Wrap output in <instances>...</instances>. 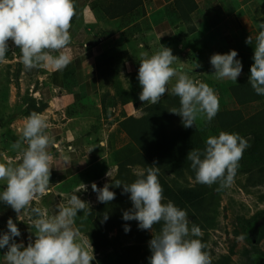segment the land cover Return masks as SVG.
<instances>
[{
  "label": "clouds",
  "instance_id": "1",
  "mask_svg": "<svg viewBox=\"0 0 264 264\" xmlns=\"http://www.w3.org/2000/svg\"><path fill=\"white\" fill-rule=\"evenodd\" d=\"M75 15L76 0H0V63L6 62L11 40L20 50L19 59L25 71L65 69L70 63L65 53L72 42L69 30ZM258 28L249 83L257 95L264 96V22ZM245 42L252 44V38L249 36ZM237 57L236 50L213 54L210 57L212 75L217 80L236 82L243 68ZM184 65L170 47L161 44L160 50L151 56L142 53L137 77L142 88L139 100L158 104L175 78L171 91L179 97L180 107L169 112L180 116L185 128H191L198 119L206 122L214 119L219 112V96L207 83L186 72ZM48 128L43 113L31 112L24 119L22 135L11 145L12 150L20 151L17 156L20 162L13 163L11 159L0 162V180L6 181V188L0 191V201L13 209L18 220L26 210L30 211L35 228L34 241L29 238L25 247L23 242H16L21 232L9 218L8 231L0 234V249L7 248L3 259L6 264H91L95 260L94 249L75 224L78 212L90 214L88 202L74 193L67 204H58L51 215L39 207H31L34 200L50 192L52 187L53 156L48 148L55 138L46 131ZM247 147L248 141L238 133L221 131L218 136H209L203 150L192 149L187 155L196 182L209 187L218 183L217 191L230 187ZM145 173L131 184L115 180L114 185L106 183L103 188H97L93 183L92 190L97 193L98 202L109 203L115 199L110 187L123 186L122 194H130L132 208L123 212L122 219L137 221L140 230L152 232L154 225H162L149 241V264H212L207 245L199 238L203 235L202 229L189 219L186 210L171 200L165 202L158 179L160 168L154 163ZM107 219L105 215L104 221ZM130 230V226H124L125 233ZM252 259L257 260L255 254Z\"/></svg>",
  "mask_w": 264,
  "mask_h": 264
},
{
  "label": "crops",
  "instance_id": "2",
  "mask_svg": "<svg viewBox=\"0 0 264 264\" xmlns=\"http://www.w3.org/2000/svg\"><path fill=\"white\" fill-rule=\"evenodd\" d=\"M177 1L179 0H143L142 5L136 10L133 11L134 8H130L128 13L111 21L99 16L93 10V4L98 0H76V15L71 21L69 30L72 42L65 53L69 56L70 63L65 69L55 70L49 67L25 71L19 59L20 53L14 55L15 58L12 61L20 65L22 71L19 81H26L27 88L29 87L28 96L47 105L46 110L42 112L49 124L46 131L55 138L54 144L48 148L53 156L51 191L34 200L31 207H39L51 215L55 213L58 204H67L70 195L74 194L69 189L76 185L75 180L87 173L90 168L109 159L113 145H117L120 138L123 141L128 138L126 134L119 131V123L129 117H141L137 111L143 109L137 108L132 101L113 106L117 90L114 88V92L110 87H106L108 85L101 77V59L105 60L107 55L122 45L123 48L125 45L126 48L134 50V46H128L130 40L136 41L137 49L142 48L143 43L154 44L156 47L150 46V51L145 49L143 51L151 52L149 56L160 50L161 44L174 49L173 55L180 61H191L186 62V64L192 63L190 66L188 64L184 66L186 72L193 73V76H204L203 68L197 67L200 59L196 63L192 57L200 40L218 35L213 39L214 42L221 43L223 38L227 45L220 47L234 49L237 46V40L232 39V34L236 35L237 28H242L247 33L254 31V24L250 20L253 16L246 9L254 0H193L197 9L191 15L188 14V9L178 8L175 5ZM128 15L133 19L130 23H125ZM101 20L102 26L99 22ZM105 21L118 28L105 29L103 27ZM249 23L253 27L250 32L247 29ZM187 39L192 43H189ZM8 44L12 50H15L16 46L11 40ZM192 49L194 51L189 53ZM58 54L54 53V55ZM139 61L140 58L135 57L126 62L128 69L126 75H130L128 77L134 82L132 76H138ZM192 69L193 72H191ZM174 80L175 78L172 79ZM168 90H170L169 86ZM137 93L140 94L138 91ZM167 94L169 93H166L162 99ZM19 155L20 153L9 155V157L12 159ZM12 160L14 163L20 162L17 159ZM108 173L109 176L114 173L113 177H110L109 181H111L117 173V166L110 168L98 181L83 185L89 186L93 183L101 185V182L105 185L109 182ZM5 188L6 186L0 185V191ZM9 218L13 219L21 232V236L15 238L17 243L23 242L26 247L29 238L34 241L35 228L31 223L34 217L30 211L26 210L18 220L13 209L0 201V232L2 234L8 231ZM85 218L81 212H78L75 224L80 228L82 235L88 237L91 224ZM6 251L7 248H4L0 253V264H6L3 259ZM94 256L99 264L101 254L94 252Z\"/></svg>",
  "mask_w": 264,
  "mask_h": 264
},
{
  "label": "trees",
  "instance_id": "3",
  "mask_svg": "<svg viewBox=\"0 0 264 264\" xmlns=\"http://www.w3.org/2000/svg\"><path fill=\"white\" fill-rule=\"evenodd\" d=\"M142 3L143 0H98L92 7L99 16L113 20L128 13L130 8H134L133 11L136 10ZM175 5L184 10L188 9L190 15L197 9L193 0H179ZM232 39L236 40L234 37ZM254 48L255 39L252 44H249L250 50L245 46L243 49L248 55V51L252 53ZM19 53L20 50L17 47L12 50L9 46L6 58L12 61L15 58L14 55H19ZM246 58L247 56L244 55L245 62ZM244 70L250 73L249 67H244ZM21 72L19 65L16 78H19ZM230 93L231 99L242 107L258 103L261 100L264 101V96L255 93L247 77H242L238 84L232 86ZM130 101L137 108H142L143 113L139 118L129 117L119 123V131L126 134L129 143L119 149L113 145L110 158L95 165L94 168H90L87 173L75 180V184L77 185L79 181L80 184L98 181L114 166H117V173L109 184L114 185L115 180L131 184L140 178L141 173H145L148 166H153L155 163V166L160 168L158 179L163 188L165 202L171 200L176 206L186 210L189 219L204 230L203 225L209 221L212 208L219 196V192L214 189L219 184L209 187L197 183L195 172L191 168V162L187 160V155L192 149L203 150L208 137L197 123L191 128H185L182 118L169 112L174 107H180L179 97L173 93L166 95L158 104L153 105L149 102L140 104L137 91L132 89L128 92L127 99L123 104ZM19 108L20 111L14 116V120L25 119L33 111L42 113L46 110L47 105L27 96ZM105 110L108 111V109ZM8 119L3 121L2 127L3 130L7 129L6 132L9 135L10 126L14 120L9 121ZM211 123L212 136H218L221 131H225L238 133L242 137H253L252 150L249 153L244 152L243 158L239 161L237 174H247L249 186L257 187L264 184V110L250 113L249 111L244 112L242 109L231 110L219 105V112ZM4 134L5 132H2L0 137L5 138ZM12 143L14 142L2 141L1 145L3 148L6 147L10 154H18L19 151L11 149ZM22 147H27V145H22ZM134 168H140L141 173L134 172ZM187 176L195 181L194 186H182L181 180H186ZM77 186L74 185L71 189ZM109 190L115 193L113 201L98 203L94 208H90V214L81 212L91 224L87 236L95 254H101L99 264H149L151 256L148 247L149 241L153 238V234L159 233L162 225H154L152 232L140 230L137 221H124L122 219L123 212L132 208L130 194H122L123 186H113ZM105 215L108 216L107 221H104ZM244 223L245 239L252 245V249L246 250L244 253L247 264H257V260L252 259L254 254L261 257L264 262V253L254 244L255 241L260 242L264 238V211H260L252 220H245ZM125 225L130 226L131 229L127 233L124 231ZM114 230H117V235L110 237ZM202 241L206 244L205 240ZM206 251L210 254L208 247ZM234 255L235 251L232 247L230 253L218 260L211 258L212 264H232Z\"/></svg>",
  "mask_w": 264,
  "mask_h": 264
},
{
  "label": "rangeland",
  "instance_id": "4",
  "mask_svg": "<svg viewBox=\"0 0 264 264\" xmlns=\"http://www.w3.org/2000/svg\"><path fill=\"white\" fill-rule=\"evenodd\" d=\"M148 9V8H147ZM146 9V10H147ZM248 12H251V16H253L250 20L254 24V31L252 33L245 32L242 28H237V33L232 34L234 38L237 40V46L234 49H225L220 47L221 45L225 46L227 45L223 38H221V43L214 42L213 39L217 38L218 35L209 36L206 40H200V44L198 47H196V52L193 53L192 57L194 58L195 62L200 65L198 68H203V71L205 72L204 76H193L194 74L191 73L192 77L194 79L200 80L202 82L207 83L210 87H212L219 96V105L228 107L231 110H238L242 109L244 112L249 111L250 113H256L259 110H264V101L262 100L258 103H254L252 105H247L246 107L238 106L232 99H231V93L230 88L236 84L239 83V80L242 77H247L249 79L250 73L248 71L244 70V67H251L253 64V55L254 52H249L248 55L244 52V46L246 49H249V44H246L247 38L250 36L252 38V41L256 39V36L258 35L260 29L258 28V24L261 22H264V0H257L253 1L250 5L246 8ZM252 10V11H251ZM215 12V10H212ZM140 16V14L138 15ZM218 16V14H217ZM131 16L129 15L125 18V23H130ZM156 19V17L154 18ZM107 20V19H106ZM111 21H113L111 19ZM100 26H102V20L99 21ZM103 27L105 29H117L118 26H114L112 24L106 23V21L103 24ZM247 29L249 32L253 30V27L251 24H247ZM247 36V37H246ZM145 41V40H144ZM189 43H192L191 40L187 39ZM128 46H134V50L131 48H123V45L121 47H117L116 50H113L110 55H107L104 59H101V65L100 68H102L101 71V77L106 81L107 88L110 87L111 90L115 92V96L113 99L114 106L118 104H123L124 101H126L128 92L132 89H135L139 93L142 91V88L139 84V81L137 79L138 76L134 75L132 76L134 81H131V78L126 75V71L128 70L126 68L127 61L132 58H140L141 54L144 53L143 51L148 50L150 51L151 47H156L154 44L151 45V43H143V47L137 49L136 41L130 40L128 42ZM143 49V50H142ZM145 49V50H144ZM194 49V48H193ZM190 50V52H193L194 50ZM251 49V48H250ZM249 49V50H250ZM230 50H236L239 54L237 59L241 60L243 68L241 75L237 78V81H231L229 79H223V80H217L213 75L214 69L212 68L210 64V57L213 54H226ZM157 51V48H156ZM247 51V50H246ZM173 54L174 49H172ZM149 55L151 52L148 53ZM244 55L247 56L246 62L244 60ZM123 59V60H121ZM189 61V60H188ZM185 60V65L187 64L190 66L191 64ZM9 61V58H6V62L0 63V136L2 132H5V138L0 137V162H6L8 159H11L9 155H16V154H10V151L5 147L3 148L1 143L2 141H13L15 142L17 139L20 138L22 135L21 129L24 126V119H13L15 115H17L20 111L19 105L22 103V101L28 96L29 93V87L27 88L26 81H19V78H16V72L18 70V65L13 62ZM182 62V61H181ZM191 62V61H189ZM178 63V62H177ZM175 66V65H174ZM206 70V71H205ZM193 72V69L191 70ZM174 81H170L169 83V89H172ZM168 90L167 95H171L172 91ZM126 97V98H125ZM134 100V99H133ZM140 104L141 101L139 100ZM235 104H234V103ZM150 103V102H149ZM116 110V109H115ZM138 115H142L143 110H138ZM10 117V118H9ZM12 117V118H11ZM9 118V119H8ZM5 119L14 120L12 125L10 126V134H7V129L3 130L2 123ZM7 120V121H8ZM198 127L205 133L207 137L212 136V123L206 122L203 120H197L196 121ZM248 141V147L244 152H250L252 150L253 146V137L252 136H246L244 137ZM126 143H129V139H119L117 142V145H115L116 148L122 146H126ZM24 146V145H23ZM17 152L19 150H16ZM20 153V151H19ZM12 159H17V157H14ZM11 159V160H12ZM13 161V160H12ZM14 163V162H13ZM134 172L141 173L140 168H134ZM112 171L110 172V174ZM114 173L111 176H108L107 180H110V177H113ZM248 175L238 173L235 176L234 182L230 187H227L219 192V196L215 201V204L211 211V216L209 218V221H207L204 225L202 230L203 235L202 237H199L202 240L206 241V245L210 251V256L214 260H218L224 255H227L230 253V249L234 247L235 255L233 256V263L232 264H247L246 257L244 255L246 250H251L252 245L247 242L244 236L243 231V225L245 224V220H252L253 217H255L256 214H258L260 211H264V184H260V186L253 187L249 186L247 182ZM256 179H258L255 176ZM173 179V178H171ZM110 182V181H109ZM109 182L107 184H109ZM80 181L77 183V187L74 189H71L70 192L77 193L79 195V198L85 199L84 201L88 202L91 208H94L96 204L100 203L97 199V193L92 190V185L85 186V189L83 188V185L80 184ZM90 184V183H89ZM106 184V183H105ZM181 184L184 187L194 186L195 181H193L190 177H186V180H181ZM0 185L6 186V181L2 182L0 181ZM87 185V184H85ZM97 188H103V183L101 182ZM219 186H216L217 189ZM85 197V198H83ZM191 220V219H190ZM192 221V220H191ZM193 222V221H192ZM194 223V222H193ZM191 226V225H190ZM238 232V233H237ZM0 234H2L0 232ZM117 235V230H114L110 234V237H115ZM240 237H243V239H240ZM254 244L257 246V248L264 253V238L260 242H254ZM149 247V246H148ZM0 253H2V249H0ZM252 256V255H251ZM253 257V256H252ZM257 257V264H264L263 259L259 256ZM91 264H98L97 260H94L91 262Z\"/></svg>",
  "mask_w": 264,
  "mask_h": 264
}]
</instances>
